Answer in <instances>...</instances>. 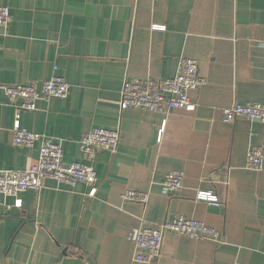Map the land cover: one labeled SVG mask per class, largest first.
<instances>
[{
  "label": "crops",
  "instance_id": "1",
  "mask_svg": "<svg viewBox=\"0 0 264 264\" xmlns=\"http://www.w3.org/2000/svg\"><path fill=\"white\" fill-rule=\"evenodd\" d=\"M0 84H40L59 76L66 98L20 110L0 91V171L26 170L37 147L13 144L14 125L60 142L63 160L84 161L79 139L92 127L119 131L115 153L95 155L96 193L47 178L39 192L0 193V264H138L129 234L184 215L218 240L166 231L155 264H264V169L246 168L264 145V123L235 103L264 100V0H0ZM198 60L203 83L192 105L167 114L121 109L125 79L173 77L180 58ZM184 172L180 190L161 182ZM126 189L146 203L122 202ZM212 190L221 206L195 199Z\"/></svg>",
  "mask_w": 264,
  "mask_h": 264
},
{
  "label": "built area",
  "instance_id": "2",
  "mask_svg": "<svg viewBox=\"0 0 264 264\" xmlns=\"http://www.w3.org/2000/svg\"><path fill=\"white\" fill-rule=\"evenodd\" d=\"M11 20L10 11L0 6V26L6 27ZM203 83L199 75L198 60L182 57L176 74L168 79L157 80L151 77L125 79L120 91L121 109H142L167 114L171 109H187L192 105L189 92ZM70 84L62 77L52 76L40 84H0V91L5 94L10 104L20 110L35 111L38 99L46 102L53 98H66ZM238 116L251 121L264 123V100L262 102L235 103L223 111L225 121L232 122ZM13 144L18 147H37L38 157L35 165L26 170L0 171V193L17 195L20 191L33 189L37 192L43 187V180L50 178L58 183L74 186L84 182L90 186L88 195L96 193V172L93 166L98 151L115 153L119 143V131L103 127H92L80 139L79 146L84 161L67 163L63 160L60 142L47 135L28 131L14 125L12 128ZM246 168L254 171L264 169V145L251 147L246 155ZM184 172H167L161 182L162 191L172 194L183 186ZM147 193L126 189L122 202L146 203ZM197 201L221 206V201L212 190H198ZM188 236L192 239L218 240L219 232L201 221L189 219L184 215L166 218L159 228L139 227L129 234L133 244V261L138 264H155L161 256L163 234L166 232Z\"/></svg>",
  "mask_w": 264,
  "mask_h": 264
}]
</instances>
